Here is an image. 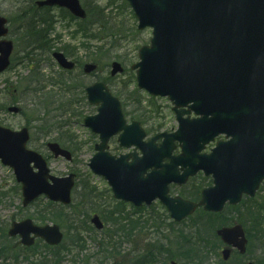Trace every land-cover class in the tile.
I'll return each mask as SVG.
<instances>
[{
  "label": "water",
  "instance_id": "water-1",
  "mask_svg": "<svg viewBox=\"0 0 264 264\" xmlns=\"http://www.w3.org/2000/svg\"><path fill=\"white\" fill-rule=\"evenodd\" d=\"M140 19V28L148 25L154 27L152 47L140 50L142 61L135 65L139 68L138 78L141 86L156 94L168 95L174 100V109L180 128L191 125L196 128V121L182 119L184 113L199 112V107L205 105L204 121L214 125L211 104L227 101L233 94L232 102H240L255 98L264 93V0H129ZM68 7L77 16H85L79 0H46L39 5ZM8 20L0 17V38L8 34L5 25ZM13 42L0 39V71L10 63ZM58 61L68 68L74 64L68 62L62 54L55 53ZM94 65H86L87 72L93 71ZM115 75L123 71L120 63L113 64ZM89 99L98 104L99 115L89 116L85 124L91 126L94 132L101 134V142L97 153L91 159L89 166L99 174L104 175L114 188L115 197L131 200L141 204L151 202L160 196L170 207L172 216L177 220L187 217L197 205L172 199L168 195L170 182L185 183L196 170L187 169L184 174L178 173V165H186L181 156L173 157L172 149L175 137L196 136L188 134L164 133L154 136L149 142L143 141L146 133L140 123L130 126L124 120L121 103L112 96L103 83L88 88ZM231 102V103H232ZM235 104V105H237ZM189 109L181 110L179 107ZM11 112H19L20 108L12 106ZM121 130L119 142L128 148L136 145L144 153L139 157L136 152L117 158L106 150L112 135ZM202 134V133H201ZM200 134V135H201ZM164 137V143L158 147L154 142ZM28 130L11 131L0 126V159L11 166L17 180L23 183V202L27 206L39 195L45 194L48 199L70 204L72 188L75 184L74 174L69 177H54L46 160L38 153L26 148L29 140ZM55 157L72 159L69 151L59 144H49ZM136 148V149H137ZM135 149V151H136ZM165 157L171 161L163 164ZM132 158V162L129 159ZM32 163L34 166H32ZM156 166L155 186L145 178L148 168ZM38 169V171H35ZM149 185V186H146ZM241 193L235 198L223 196L213 198L204 191V198L199 204H205L207 210L221 211L227 198L237 202ZM98 228L103 224L98 216L92 218ZM11 235L22 236L21 242L26 245L34 243L35 237H43L47 243L60 244L63 233L58 225L37 226L31 219L14 222L9 232ZM34 234L35 236H32ZM220 236L232 246H237L241 253L246 250V238L241 226L222 228ZM230 250L224 251V257L229 258Z\"/></svg>",
  "mask_w": 264,
  "mask_h": 264
},
{
  "label": "rangeland",
  "instance_id": "rangeland-1",
  "mask_svg": "<svg viewBox=\"0 0 264 264\" xmlns=\"http://www.w3.org/2000/svg\"><path fill=\"white\" fill-rule=\"evenodd\" d=\"M96 1V2H95ZM110 0H81L82 5H84L87 9L90 11V15L93 18L92 14H94L93 7L95 4L101 5L105 8L104 16L106 15L108 17V26L112 27L114 30L121 33V37L118 38V45L116 48L112 47L109 41H106L105 44L98 43V46L100 47L102 45V50H98L100 53L102 52V57L106 56V59L102 60V65H105L103 69H105V76H110V66L113 60L115 61H121L124 67L128 68L127 72H124L122 74H118L117 77H114L112 79V82L110 84V89L115 93L120 94L121 97L125 96L127 97L130 93L128 91L133 90V88L136 86V78L134 77L135 72L133 70H130L129 67L132 64H135L139 62V49L143 45H149L150 39L152 38V29L148 27V29L145 30H139L138 29V19L136 18L135 14L132 11V8L130 4L126 0H115L114 3L108 4ZM35 0H0V15H3L5 17H10L12 20L10 25V30L12 34H10V38H12L16 42V53L17 58L15 59V65L8 71L2 73L0 75V103L10 100L12 98H18L21 96L18 92L15 93L13 88H15L18 84H20L23 80L22 84H28L27 81L29 80V77L25 76H31L33 72L28 71L29 68L32 65H35L38 61H40V65L44 64V68L46 69L45 74H48L47 71L56 72L57 69L51 70V67H53L52 61H50V54L52 51H44L42 50L41 53L38 54V52H31L29 55L23 58V50L24 46L20 43V36L22 34L21 26L24 22L27 20H30L28 18L34 17L35 14H37V11H44L38 13L42 16H47L50 14L47 10L38 9L34 5ZM27 12L24 16L20 15V11ZM52 15L60 16L61 17V10H55ZM103 17V16H102ZM70 25L64 20L60 21L57 25L58 31L64 35V39H67L70 41V31L71 29H77L79 25H84L83 22L79 20H71L70 18H67ZM23 21V22H21ZM62 22V23H61ZM74 26V27H73ZM91 29H89V32ZM95 32H97V29H95ZM94 38V37H93ZM84 35L79 32L78 35L75 37V41L73 45H75V49L79 52L77 56L84 57L89 55L93 48L88 49L86 46H89L87 43L88 41H84ZM85 43V44H83ZM62 42H58V40H54V46L53 48H57L60 45H62ZM90 46H93L95 48L96 46V38H94L93 42L90 43ZM94 50V49H93ZM22 57V59H21ZM17 59H21V62H17ZM55 66V65H54ZM56 67V66H55ZM131 72L133 74H131ZM50 76V75H49ZM96 76H89L86 77V81L90 83H93L96 80ZM133 79L135 80V83L133 82ZM6 80H9V93H5L4 89L6 87ZM129 80H132V82H129ZM52 81V79H51ZM18 83V84H17ZM55 83V82H54ZM52 82V84H54ZM126 85V86H124ZM32 86V85H31ZM48 83V86H44V89L41 92L34 93V96L36 98L40 97L43 104H46V106L51 107L47 104L49 100V96H51L52 99H50L51 102H55L58 98L61 97V95H64V101L70 97L64 91L63 89L53 88ZM48 87V88H47ZM155 97V96H154ZM143 99L145 100L146 107H149L150 104H154L155 102L152 100V97L147 95L146 93L143 96ZM157 104L160 106V114L156 115L155 118L157 124H164V127L168 130L171 129L174 130L177 128L178 123L177 120H175V115L172 111V105L169 99L165 97H155ZM28 104L30 102L23 101V105H26L29 109L31 108ZM55 105V106H54ZM54 109L56 108L55 114L56 117L53 119L54 124L58 122H63L64 127L58 128V124L54 127V131H52L50 134L44 136L43 138H40L39 140H35V142H32L30 147L32 148H40V151L45 157H49L50 166L52 168V173L55 176H66L69 175V173H76L78 182H80V186L78 188H75L74 192V206L70 209H63L64 211V219L59 218H52V220H55L58 223H61L63 226V231L66 232V242L61 247V249L68 245V248L66 250H55L54 254H61L62 258V264H133L137 263L140 256H144L145 254L148 256V254L152 253L155 256L157 253L156 248L158 244L154 243L152 240L149 241L148 248L146 249L144 246L140 245L141 241L146 235L147 231V225L151 221L153 228L152 232H156L154 234V239L158 241L157 236V230L158 226L160 224L168 225L167 227H160L159 231L162 230L163 234L168 232L170 228L174 227L178 232L180 231L184 236L190 237L191 234H193L196 230L201 231L203 236L207 237L208 246H210L211 241H214V238L211 236L212 234V227L207 225L208 220L205 222H202L203 219H199L198 216L195 214L194 217H192L189 220H186L184 222H181L178 225L172 224L171 219L168 216V213L166 210L159 206L158 203H156V207L152 208H146V209H136L134 210L130 204H125L124 209L125 212L129 216H133V218H137L138 222V230L135 233V240L137 241V247L135 249V255H130V244L129 242H124L120 246L121 253L112 257V255H106L103 252H101V249L98 247V241L102 239V236L99 232L95 231H88L83 228V220L81 216V211L84 209V211H87L88 209H94L97 211L102 210L103 208L107 206H111L113 208L114 204L116 203L115 198H113L112 191L110 187L108 186L107 182L104 180L103 177H98L94 175L91 171V169L88 167V163L90 161V158L94 154V150L91 148L92 144L98 142V138L94 136L89 129L85 127L83 124V120L88 114H94L96 113V108L94 106L89 105L88 103L85 104L83 102H78L76 106H74L73 110L75 115L72 114V112L68 111L66 114L62 115L58 108V104L55 103ZM22 106V105H21ZM132 107L127 108L126 111L130 112ZM44 111H41L39 115L41 117H46L47 115L43 114ZM1 120L9 126L14 128H21L25 124V119L20 116H11L5 113L0 114ZM161 119H158V118ZM48 118V117H47ZM39 126V124H37ZM147 127V126H146ZM150 129H153L152 127H148ZM38 135V130H35L33 137L35 138ZM96 138V139H95ZM61 139L66 146H69L70 150H75V153H73L74 160L73 161H67L64 158L59 157L58 159L54 158L48 147L44 146L48 141ZM110 146L111 151L115 154H122V152H127V150L123 147H120V145L117 142V137H114L110 140ZM204 175L202 173L198 174L196 178L191 180L187 186L184 187H178L175 189V192L180 191V193L183 194H190L192 195L195 191L198 190L196 187H198L199 184H202ZM209 182V181H208ZM206 183V182H205ZM17 184V181L15 180L14 172L9 167L3 165L0 161V188L3 189V191L8 192L6 197L0 200V224H3L5 226V220L10 219L11 217L15 216V220H21L24 218L32 217V213H34L35 207L38 208V206H43L45 204V201L38 200L37 205L32 207L31 209H28V211L22 210L20 208L21 202V194L19 190V187ZM92 188H96V193L93 194L96 196V198H90L88 201L91 203H95L92 205L83 206V209L81 207H78V203L80 201L83 202L87 201L83 197L85 193L90 192ZM16 189V191H15ZM1 195V194H0ZM77 206V207H76ZM54 207H57V205H54ZM76 207V209H75ZM235 209H228L226 210V214L232 218V222H237L239 220H243L244 215H239L238 210L234 211ZM94 213V212H92ZM88 214V218L92 215ZM231 213V214H230ZM76 215V216H75ZM79 215V216H78ZM72 216V217H71ZM74 217V218H73ZM146 217H151V219L148 220V223L142 224L141 219H145ZM227 218V219H230ZM198 218V220H197ZM34 219V218H33ZM50 220L51 222H53ZM235 220V221H233ZM9 220H7L8 222ZM48 221V222H50ZM169 223V224H168ZM221 222L217 220V223L215 225H219ZM168 234V233H167ZM78 236L82 239L81 245H79V242L76 240L75 237L78 238ZM174 239L171 242H162L164 251L161 252V254H165L167 250L165 247L171 246L173 253H168L167 255H163V257L171 258V260H179L186 264H191L189 260L185 258V255L183 251L179 250L180 242L173 237ZM194 239H191L192 243L195 244L193 241ZM215 242V241H214ZM72 244L69 246V244ZM216 243V242H215ZM155 244L154 246H152ZM200 250V256L204 255V252H206L207 248H202V244L197 246ZM68 251V252H66ZM261 252L264 251L260 245L255 244V247H253L250 251L249 256L244 257L245 263L247 264L248 260H256L261 255ZM219 253V252H218ZM47 254V253H46ZM50 254H47L49 256ZM209 255V254H208ZM25 254L19 255V261L17 262L19 264H27ZM234 260L232 264H241L243 259H240L239 256L233 255ZM211 258H213V261L216 262L219 260V257L215 256L214 253L212 254ZM34 259V257H33ZM39 260L40 258H36ZM13 261L11 258L2 257L0 260V263L2 264H9V262ZM35 261V259H34ZM244 263V264H245ZM212 264V263H208ZM259 264V263H258Z\"/></svg>",
  "mask_w": 264,
  "mask_h": 264
},
{
  "label": "trees",
  "instance_id": "trees-1",
  "mask_svg": "<svg viewBox=\"0 0 264 264\" xmlns=\"http://www.w3.org/2000/svg\"><path fill=\"white\" fill-rule=\"evenodd\" d=\"M135 113H139V114H141V113H143L142 111H139V110H136V112ZM135 116H136V118H138V117H141V115L139 116L138 114H134ZM160 127V128H159ZM160 129H162V125H159L158 127H157V130H160ZM88 197H90V194L89 193H87V197H86V199L88 198ZM92 204H95V203H91V202H89V201H81V203L79 202L77 205H78V207H81V209H83V206H87V205H92ZM77 207V206H76ZM76 207H75V209H76ZM92 210H94V209H88L87 211H84V209L82 210V211H84L82 214H81V218L83 219V220H85V221H83V225H84V227H87V225L85 224V222H87V223H89L88 222V220H87V218H88V214H89V212H91ZM112 214V213H111ZM76 216V215H75ZM79 216V215H78ZM102 217L104 218V219H107V221H109L110 219V212L108 211V209L106 210H104L103 211V213H102ZM74 218V217H73ZM42 219L44 220L45 219V217H42ZM111 221L112 222H114V219H111ZM7 251V249L6 248H4L2 245H0V254H2V253H4V252H6ZM56 264H60V262H59V260H57V263Z\"/></svg>",
  "mask_w": 264,
  "mask_h": 264
},
{
  "label": "flooded vegetation",
  "instance_id": "flooded-vegetation-1",
  "mask_svg": "<svg viewBox=\"0 0 264 264\" xmlns=\"http://www.w3.org/2000/svg\"><path fill=\"white\" fill-rule=\"evenodd\" d=\"M209 149H210V148H209ZM209 149H208V150H209ZM173 262H174V261H171V264H174ZM151 263H152V264H165V263H163V261H159V262H156V263H155V260H152Z\"/></svg>",
  "mask_w": 264,
  "mask_h": 264
}]
</instances>
